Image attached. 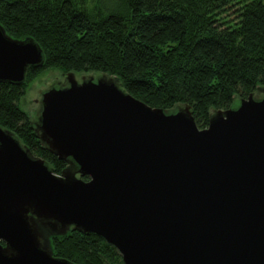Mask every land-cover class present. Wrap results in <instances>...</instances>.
I'll use <instances>...</instances> for the list:
<instances>
[{"label":"water","instance_id":"obj_1","mask_svg":"<svg viewBox=\"0 0 264 264\" xmlns=\"http://www.w3.org/2000/svg\"><path fill=\"white\" fill-rule=\"evenodd\" d=\"M44 63L0 23V82ZM41 94L37 136L68 166L0 124V264H78L53 245L75 230L125 264H264V85L205 128L188 103L153 107L106 72H64Z\"/></svg>","mask_w":264,"mask_h":264},{"label":"trees","instance_id":"obj_2","mask_svg":"<svg viewBox=\"0 0 264 264\" xmlns=\"http://www.w3.org/2000/svg\"><path fill=\"white\" fill-rule=\"evenodd\" d=\"M0 23L45 52L24 84L0 82V124L57 173L68 163L43 146L23 100L46 70L117 75L153 107L188 103L199 128L212 109L264 85V0H1ZM53 245L78 264H125L96 233L71 231Z\"/></svg>","mask_w":264,"mask_h":264},{"label":"rangeland","instance_id":"obj_3","mask_svg":"<svg viewBox=\"0 0 264 264\" xmlns=\"http://www.w3.org/2000/svg\"><path fill=\"white\" fill-rule=\"evenodd\" d=\"M231 18H234V14H231ZM63 71L59 69L46 70L39 77H37L29 86L26 95L23 97L24 107L30 113L33 119H36L38 112L40 111V99L42 98L41 92L50 86L54 81L63 79ZM98 72L78 73L76 75L80 78L81 75H93ZM261 94V93H259ZM262 95V94H261ZM241 97H236L235 102Z\"/></svg>","mask_w":264,"mask_h":264}]
</instances>
